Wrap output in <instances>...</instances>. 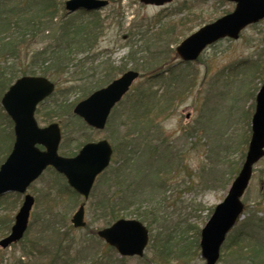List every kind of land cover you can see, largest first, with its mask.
Segmentation results:
<instances>
[{"label":"rangeland","instance_id":"1","mask_svg":"<svg viewBox=\"0 0 264 264\" xmlns=\"http://www.w3.org/2000/svg\"><path fill=\"white\" fill-rule=\"evenodd\" d=\"M107 1L110 3L109 6L101 11L69 15L80 22L95 20L104 25L101 37L89 56L97 57L98 64L105 62L116 69L109 81L100 87H105L128 70H138L140 78L133 86V89H137L141 83H147L146 79L155 66L153 63L158 62L153 61L152 58L157 55L160 59L161 57L166 59V61H162L164 66L170 65L168 63H180L181 67L185 69L186 77L190 79L184 84V87H188V91L185 92L186 96L183 101L174 104L176 108L158 126L160 129L158 132H161L166 139L164 143L166 146L161 147L156 153L155 161L158 162L152 167L153 177H150V173H148L149 179L143 180L145 182L138 191V199L130 209H124L126 206H122L124 213L131 214L125 219L139 220L148 228L150 236L144 256L125 257L126 264H150L149 262L153 264H206V260L201 255L199 244L201 230L207 225V221L213 215L217 205L225 201L229 188L239 172L230 178L232 168L230 169L227 165L226 167L222 166L224 155L227 154L231 162H237L233 168L240 170L241 164L245 161L244 158V161L238 164L240 155L244 153L245 157L252 136L253 115L250 116L249 112L250 110H253V113L255 111L256 96L263 86L264 80L262 83L257 79L250 81L247 78L249 74H246L250 64L248 63L247 67L242 62L252 63L258 58H262L264 61V20L247 27L237 40L223 39L210 45L199 60L189 62L190 65L187 66V63L182 62L175 52L176 48L188 36L198 32V29L232 13L236 9L235 3L226 0H174L173 3L167 4L165 7H158L142 4L139 0ZM64 12H66L65 9ZM159 20L163 24L174 23V28L170 35L166 36L163 44L151 47L140 39L141 33L155 27ZM181 20L185 23L180 24ZM135 34L138 35L135 37ZM42 46L41 43L28 44L29 49L28 47L25 49V55L30 50H39ZM84 56L85 54L78 58L82 59ZM23 57L24 55L21 58ZM135 58L145 61L144 68L134 66ZM2 59L0 57V78L4 76L7 81L12 72L4 71L3 75L2 67L5 64ZM15 65V71H20L26 69L29 63L20 61ZM146 67L148 69L144 72ZM151 82V86H153L151 89L156 93L161 94L162 89L166 87L161 81ZM69 85H71L69 80L63 78L56 90H62ZM174 88H176L174 85L170 87V89ZM83 90V88L75 89L73 94L67 93L66 98L69 99L67 100L69 102L66 104L68 105L75 98L84 94ZM62 98V95L56 92L44 101L37 110L36 120L42 128L53 124V122L60 124L63 133L61 144L64 143L63 148H60V153L63 156L66 152V144H69V150L72 153L80 150L75 148L76 143L86 145V143H97L100 140L110 141L114 148L115 141L112 134L119 131L120 138L125 136V127L122 123V116L125 114L123 106L116 112V121L113 122L112 127L111 124H107L106 129L102 131L90 128L79 131H75V129L63 130L66 123L72 122L70 115L66 114L59 118L55 115L53 117L45 115V111L51 110L57 102L56 100L61 101ZM0 105L2 106L1 103ZM120 115L122 116L118 122L117 117ZM73 124L78 125L75 122ZM0 129L3 131L2 134L6 135L13 131V125L1 113ZM248 136V142L244 145ZM159 143L160 140L157 141V144ZM166 148L170 150L166 151ZM117 159L118 157L114 155L110 167L114 166V161ZM160 165L162 167L158 169ZM254 167L248 190L241 199L243 215L238 224L229 231L226 241L235 233L239 224L246 221L250 212L260 210L258 216L264 215V159ZM214 179L216 180L214 181ZM65 184L67 185L66 179L53 176L49 170L30 187L28 193L36 198V203L25 239L10 248L3 249L0 246V264H21L20 261L25 264H37L41 260L39 255L29 257L23 252L25 247L32 244L45 250V246L51 243L48 238L49 234L38 236L41 226L38 225V222L33 223L41 216L45 218L53 213L56 220L65 217L66 220L61 222L62 228L70 231L67 228L72 226L71 217L78 209L74 206V203L77 204V202L67 201L63 204L61 202L59 207H53V196L58 197L55 193L61 191ZM96 185L98 192L100 188L105 190L101 179ZM98 196H92L86 203L87 226L84 229L74 228L75 230L69 233L76 241L86 240L90 247H96L101 250L99 253H102L103 250L104 252L108 251V248H106L105 242L97 237V232L100 229L108 228V225L105 218L95 213L92 207L97 202ZM23 201L24 198L18 194H8L0 198V241L10 234V229L15 223V216ZM138 207H141V213L146 214L143 220L134 215ZM46 213L48 214L46 215ZM163 247L166 252L172 253L169 256L175 259L165 263L164 256H160V249ZM223 250L222 246L217 264H228V255L225 257L222 253ZM182 255L186 257L187 261L176 259L177 256ZM108 256L118 263V260L122 259L115 249L110 251ZM109 257L106 258L107 261H109ZM78 259L81 260V258ZM246 261L242 259L233 264H245Z\"/></svg>","mask_w":264,"mask_h":264},{"label":"trees","instance_id":"2","mask_svg":"<svg viewBox=\"0 0 264 264\" xmlns=\"http://www.w3.org/2000/svg\"><path fill=\"white\" fill-rule=\"evenodd\" d=\"M184 23L181 20L180 24ZM158 24L145 33L138 32L142 34L140 39L151 47L163 44L166 36L170 35L174 28V23L171 22L163 24L159 20ZM103 29L104 25L95 20L80 22L71 16L69 17L64 12V2L61 0H0V57L3 58L2 61L5 64L2 67V72L3 75L4 71L7 72L9 70L12 72L9 80L6 81L4 76L0 78V101L14 83V80L20 76L42 75L49 80H53L56 86L62 83L63 78H66L71 85L62 88V90H55L62 95V102L56 100L57 102L52 106L53 108L51 107V110L45 111V115L51 117L55 115L58 118L66 114L70 115L72 122H68L63 126L65 131L74 129L79 131L89 128L84 121L74 114L73 109L78 102L83 101L95 90L102 88L100 86L109 81L116 69L105 62L104 64H98L97 57L89 56V53L101 37ZM137 35L135 34L134 36L136 37ZM39 43L43 45L39 50H30L25 55V49L28 44ZM83 54L85 56L82 59L78 58ZM22 55H24L23 58H21ZM152 59L158 62L153 63L155 66L151 69V74L146 79L147 83H141L137 86V89H133L126 94L124 100L116 106L111 118H109L108 124H111L112 127L113 122L116 121V112L123 106L125 114L124 116H118L117 120L119 122L122 116L125 136L120 138L119 131L116 134H112L115 141L113 152L118 159L114 161L113 167H109L98 178L104 184L105 190L100 188L98 192L95 184L96 186L90 194L91 197L99 195L97 202L92 207L95 213L105 218L108 226L114 221L131 215L124 213L122 206H126L124 209H130L138 199V191L145 182L143 180L149 179L147 177L148 173H150V177H153L152 167L158 162L155 161L156 153L161 147L164 148L166 146L164 144L166 139L161 132H158L160 130L158 126L176 108L174 104L183 101L186 96L185 92L188 91V87H184V84L190 79L186 77L185 69L181 67L180 63H168L170 65L164 66L162 63V61H166L164 57L160 59L157 55ZM20 61L29 63V65L26 69L15 71V64ZM242 63H245L247 67L248 63L250 64V68H247L248 72L246 73L249 74L247 78L250 81L257 79L260 83L263 82L264 61L262 58H258L252 63L249 61ZM144 64V60L135 58L134 66L137 65L139 68H144ZM189 65L190 63H187V66ZM147 69L146 67L143 71L146 72ZM151 81L164 83L163 86L166 87L162 89L161 94L151 89L153 87L151 86ZM173 85L176 88L170 89ZM81 88L84 89V94L67 105L66 103L69 102L67 101L69 99L66 98V94H73L75 89L81 90ZM0 113L4 114L9 123L12 124L11 119L5 114L1 105ZM249 114L250 116L254 115L253 110H250ZM73 122L78 125L73 124ZM2 132L0 129V165L11 152L15 138L13 131L7 135L2 134ZM249 136L246 138L244 145L248 142ZM158 140H160L159 144H157ZM63 146L64 143L61 145V149ZM83 146L84 143L75 144V148L78 150ZM69 149V144H66L64 156H76L77 152L72 153ZM169 150V148H166V151ZM224 156L222 166L226 167L227 165L230 169L232 168L230 178H233L240 171L238 168H233L237 162H231L227 154ZM244 158V153H241L238 164L242 163ZM161 167L160 165L158 169H161ZM49 170L53 176L65 179L53 169L46 171ZM217 178L218 175L216 176ZM63 186L64 188L61 191L55 193L58 197L53 196V207H59L61 202L63 204L67 201H76L77 204L74 203L76 207L84 203V199L68 184ZM52 189L51 187L50 190L52 191ZM140 208L136 209L134 215L143 220L146 214L144 212L141 213ZM260 212V210L250 212L246 221H242L235 233L229 240L224 242L222 253L224 256L228 255V264H233L235 261L242 259L248 261L245 264H264V215L259 217ZM53 215V213L49 214L45 218L41 216L33 222L34 224L38 222V225L41 226L40 231L38 230L39 237L49 234L48 238L51 243L45 246L46 249L42 250L33 244L23 249L26 256L39 255L41 257L42 261H38L37 264H126L127 259L124 257L118 260L119 263L112 257L110 259L108 254L114 248L106 246L108 251L104 252L103 250L102 253H99L101 250L96 249V247H90L86 240L76 241L69 233L75 230L72 226L67 228L70 230L69 232L62 228L63 224L61 222H64L66 218L62 217L56 220ZM165 247L160 249L162 254L160 256H164V262L168 263L175 258L169 256L172 253L166 252ZM43 257L45 258L44 260ZM108 257L110 262L106 259ZM78 258H81L82 261ZM176 259L178 261H187L184 255L177 256ZM19 263L23 264L24 262L20 261Z\"/></svg>","mask_w":264,"mask_h":264},{"label":"water","instance_id":"3","mask_svg":"<svg viewBox=\"0 0 264 264\" xmlns=\"http://www.w3.org/2000/svg\"><path fill=\"white\" fill-rule=\"evenodd\" d=\"M174 0H140L141 3L163 7ZM236 4L234 12L208 24L185 39L176 49L183 62L197 60L209 45L220 39H238L247 26L264 19V0H226ZM109 5L107 0H69L66 11L75 13L84 9L99 11ZM138 72H125L121 78L77 104L74 112L93 129L104 130L113 108L119 103L138 79ZM55 84L43 76L19 78L1 100L6 113L15 124L16 135L12 152L0 167V197L10 193L24 195L49 167L67 178L69 186L86 200L98 176L111 164L113 155L109 141L88 143L76 157L58 154L62 139L58 123L40 128L35 119L37 107L52 95ZM256 97L255 115L252 118V138L246 159L235 181L230 186L225 201L217 205L212 217L201 233V255L206 264H217L220 250L229 231L237 224L243 213L242 197L248 190L254 166L264 158V85ZM38 146H44L41 151ZM25 200L15 216L11 233L0 241L5 249L20 241L26 234L35 198L25 195ZM85 206H80L72 216L75 228L86 226ZM99 238L118 250L121 256L142 257L149 242L148 229L141 222L121 219L110 228L101 230Z\"/></svg>","mask_w":264,"mask_h":264}]
</instances>
